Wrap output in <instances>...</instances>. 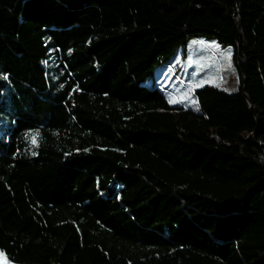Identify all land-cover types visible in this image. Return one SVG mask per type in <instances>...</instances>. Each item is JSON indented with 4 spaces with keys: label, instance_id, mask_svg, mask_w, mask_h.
<instances>
[{
    "label": "trees",
    "instance_id": "trees-1",
    "mask_svg": "<svg viewBox=\"0 0 264 264\" xmlns=\"http://www.w3.org/2000/svg\"><path fill=\"white\" fill-rule=\"evenodd\" d=\"M199 39L240 88L196 111L148 81ZM0 253L264 264V0H0Z\"/></svg>",
    "mask_w": 264,
    "mask_h": 264
},
{
    "label": "rangeland",
    "instance_id": "rangeland-1",
    "mask_svg": "<svg viewBox=\"0 0 264 264\" xmlns=\"http://www.w3.org/2000/svg\"><path fill=\"white\" fill-rule=\"evenodd\" d=\"M201 41L203 43H200ZM213 45H219V48ZM228 50H231V68L228 67V60L225 59ZM233 54L232 47L222 46L216 40L191 41L180 48L167 64L159 67L154 78L148 83L149 85L162 83L168 95L177 91L178 95L172 96V99L182 100L181 103L187 105L186 107L197 111L196 105L192 103L193 100L196 101L199 107L195 94L197 89L212 86L224 91L227 89L226 92L229 94L239 91V76L233 63ZM210 79L214 82H206L202 87H194L200 81ZM0 262L16 264L6 256L0 257Z\"/></svg>",
    "mask_w": 264,
    "mask_h": 264
},
{
    "label": "snow or ice",
    "instance_id": "snow-or-ice-1",
    "mask_svg": "<svg viewBox=\"0 0 264 264\" xmlns=\"http://www.w3.org/2000/svg\"><path fill=\"white\" fill-rule=\"evenodd\" d=\"M200 43H203V41H201ZM213 47H215V48L218 49L219 48V45H213ZM225 59L228 60V67L231 68V50H228L227 51V53L225 54ZM206 82H214V81H212L211 79L208 80V81H200V83L196 84L194 87H202L204 85V83H206ZM225 91H227V89H225ZM185 97H187V93H185ZM174 102L181 103L183 101L182 100H176ZM192 103L194 105H196L197 110H199V107H198L197 102L193 100ZM29 135L32 137V143L34 145H37L38 146L36 137H38L39 133H30ZM0 257H3V253H0ZM0 264H3V262H0Z\"/></svg>",
    "mask_w": 264,
    "mask_h": 264
},
{
    "label": "crops",
    "instance_id": "crops-1",
    "mask_svg": "<svg viewBox=\"0 0 264 264\" xmlns=\"http://www.w3.org/2000/svg\"><path fill=\"white\" fill-rule=\"evenodd\" d=\"M156 85L158 86V88L162 91V92H164L165 93V95L167 96V98H168V100L170 101V103L173 105V106H185L183 103H176V102H174L175 100H173L172 99V96H174V95H178V92L177 91H175L174 93L175 94H173L172 93V95H168V93H167V91L165 90V88H164V86L162 85V83H156ZM167 87V86H166ZM196 92V91H195ZM170 97H171V99H170ZM187 106V105H186ZM4 256V255H3Z\"/></svg>",
    "mask_w": 264,
    "mask_h": 264
}]
</instances>
